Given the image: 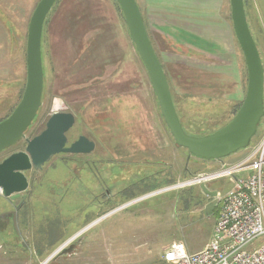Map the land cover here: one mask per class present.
Wrapping results in <instances>:
<instances>
[{
    "label": "rangeland",
    "instance_id": "obj_1",
    "mask_svg": "<svg viewBox=\"0 0 264 264\" xmlns=\"http://www.w3.org/2000/svg\"><path fill=\"white\" fill-rule=\"evenodd\" d=\"M137 1L168 76L177 110L190 131L205 135L224 126L235 115L248 86L247 65L233 27L230 0H213L215 13L204 18L201 7L210 0ZM38 2L0 0V120L19 101L26 82L28 27ZM92 2L99 15H105L99 21L105 20L110 30L118 33L120 50L125 51L126 58H121L120 51L115 65L104 66L106 53L102 47L96 43L95 49H90L93 34L87 35V48L77 53L70 33L67 39L64 37L66 21L62 16L51 13L54 20L47 26L51 9L42 38L43 104L26 135L39 133L57 108L69 109L78 115L70 141L80 134L91 135L87 130L102 132L98 138L104 153L111 152L117 158L124 152L122 161L135 154L134 161L138 163L150 154L156 157L159 171L157 178L127 187L126 192L120 188L125 187L123 180L130 176L129 169L124 165L122 172L114 159L109 163L113 175L106 171L101 174L102 169L90 175L87 166L73 165L67 155L59 159L58 154L41 169L27 171L31 188L23 191L29 195L20 206L34 215L37 211L40 226L37 233L34 227L28 230V226V232L23 234L32 253L30 260L37 263L51 256L46 264H150L159 261L165 248L175 240H182L189 251H197L210 240L219 212V196L201 193L200 183L222 195L233 181L230 177L189 181L201 173H212L243 160L264 140V116L247 148L222 160L196 156L188 159V150L176 145L165 122L147 69L113 0ZM245 7L264 64V0H246ZM217 15L218 18L213 17ZM207 22L216 27L206 25ZM214 39L225 42V48L213 50ZM150 143L154 152L147 153L144 148ZM24 147L25 141H19L1 152L0 160ZM129 152V156H124ZM140 169L138 166L135 171ZM102 177L113 185L102 196L105 205L95 198ZM115 179L117 186L112 182ZM116 189L118 197L109 200ZM15 199L0 192V209H11L18 203ZM261 245L264 235L246 249ZM43 246L49 247L41 251L46 257L36 254V249Z\"/></svg>",
    "mask_w": 264,
    "mask_h": 264
},
{
    "label": "water",
    "instance_id": "obj_2",
    "mask_svg": "<svg viewBox=\"0 0 264 264\" xmlns=\"http://www.w3.org/2000/svg\"><path fill=\"white\" fill-rule=\"evenodd\" d=\"M56 1L39 0L33 11L27 34V78L24 92L13 111L0 121V152L21 140L25 141L24 149L13 151L0 161L1 193L9 198H16L28 189L30 182L26 171L41 169L56 154L88 153L96 146V142L86 134H80L70 141L69 134L76 124V114L59 108L51 112L45 127L39 133L32 137L26 135L43 104V30L47 15ZM117 1L175 143L186 148L189 156L215 160H222L242 148H247L264 116V64L249 25L245 0H230V3L233 27L248 70L246 95L228 123L205 135L191 134L184 128L168 76L150 38L138 1ZM200 188L208 195H218L217 190H211L204 182L200 183ZM12 214L16 220V210H13Z\"/></svg>",
    "mask_w": 264,
    "mask_h": 264
},
{
    "label": "built area",
    "instance_id": "obj_3",
    "mask_svg": "<svg viewBox=\"0 0 264 264\" xmlns=\"http://www.w3.org/2000/svg\"><path fill=\"white\" fill-rule=\"evenodd\" d=\"M220 177H230L233 185L217 195L219 212L208 243L192 252L175 240L159 261L150 264H264V245L246 249L264 235V140L240 162L189 182Z\"/></svg>",
    "mask_w": 264,
    "mask_h": 264
},
{
    "label": "crops",
    "instance_id": "obj_4",
    "mask_svg": "<svg viewBox=\"0 0 264 264\" xmlns=\"http://www.w3.org/2000/svg\"><path fill=\"white\" fill-rule=\"evenodd\" d=\"M202 6L203 7H201V9L205 12L201 14L203 18L215 13L214 11L216 7H214L213 0H210L207 3H203ZM213 17L218 18V15L213 16ZM207 23L208 24L206 25H209V22ZM213 25L210 24L209 26L216 27ZM107 29L109 30V35L104 39V43L102 46L103 51L106 53V57H104L105 58L104 60L106 63L105 62L103 63L104 66L108 65L107 63L114 64V61L118 60L119 54L121 53H122L121 58L122 59L126 58L125 51L120 50L121 39L118 38V33H113L112 30H110L111 29L110 27ZM96 38L98 37L92 36L91 39H96ZM128 39L130 40L129 37ZM213 42L216 45V47H214L213 50H223L225 48V42L220 43L219 39H214ZM114 56L117 58H115ZM106 129L110 130L109 128H106ZM17 202H18V199H17ZM11 207H13V205H11ZM38 218L39 216H38L37 211L34 215L32 211L24 210V208L21 207L19 208L18 211H16V220H14L13 214L12 212L8 210V208L2 209V210L0 209V264H46V262H48L47 259L50 258L51 256L46 257V254L45 253L43 254V252L46 249H49V247L43 246V247H38L36 249V254L39 253L40 255L41 254L45 255L44 257L46 258L44 260H41L40 262L34 263L33 261L30 260L31 259L30 255L32 253L30 252V249L27 246L28 244L23 241V234L28 232L30 228L33 229L34 227L35 229L33 230L34 232L36 231V233L39 231L40 226L37 225ZM34 223H35V226H34ZM28 226L29 228L27 230ZM31 233H32V230H31ZM193 251H196V250H193Z\"/></svg>",
    "mask_w": 264,
    "mask_h": 264
},
{
    "label": "flooded vegetation",
    "instance_id": "obj_5",
    "mask_svg": "<svg viewBox=\"0 0 264 264\" xmlns=\"http://www.w3.org/2000/svg\"><path fill=\"white\" fill-rule=\"evenodd\" d=\"M89 132H91V135L93 137H96V140L93 139L96 142V146L91 152H88V153H65V152H62V153L58 154V155H60L59 159H62V158L64 159L65 155H67L68 160L71 163H73V165L81 164V165H83V167L87 166L88 168H90L89 169L91 171V173L89 172L90 175H94L93 171L97 170V169H98V171H100L102 169L101 170V174H103V171H106V173H110L111 175H113L115 172L110 171L111 169H110V164L109 163L113 159L117 160L118 164L122 168V172H123V169H124V165H125V168L129 169L128 172H130V176L123 180V181H125V184H123L122 186H125V187L120 188L121 192H123L127 187L132 188V187L136 186L137 183H140V182L147 183V181H149V180L151 181L152 179L157 178V173H158L159 170H157V168H156V166H157L156 157L153 158L149 154V155H146L147 157L144 156L145 157V161H143V163H138V162L134 161L135 160V158H134L135 154H132L130 160L122 161L121 160L122 159V154L124 152H122L119 155H117V158L113 157L111 152L108 153V154L104 153V151L102 149L103 145L99 144V142L101 143V141L98 138V137H100V135H103L102 132L98 133V131H96V130H92V131L91 130L90 131L87 130V134H89ZM91 135H89V136L92 139L93 137ZM152 146L153 145L150 143L147 146H145L144 150H148L147 153H150V151H153L152 150ZM8 148H10V147H8ZM8 148H6V149H8ZM6 149H4L3 151H5ZM114 152L117 153V151H114ZM129 155H130V152L127 153V154H124V156H129ZM7 156H5V157H7ZM191 156H193V155H191ZM189 157L190 156H188V159H189ZM4 158H2L0 161H2ZM107 159H111V160H107ZM138 166L139 167L141 166V169L137 172V171H135V169ZM30 170H32V169H30ZM75 170H76V168H75ZM141 173H143V174H141ZM98 174H100V173H98ZM40 179H41V177H40ZM40 179H38V180H40ZM29 182H30V180H29ZM112 182L116 183V186L118 185V181H116V179L114 181H112ZM99 185H100L99 186L100 189H98V192H96V197L95 198H97L96 200L99 199L98 201L100 202L101 205H105L104 203L106 202V200L103 199L102 196L106 195L107 191L110 192V190H112L113 185L109 184V182H107L105 177L101 178V183H99ZM28 188L29 189H27V190H30V188H31L30 185H29ZM27 190H25V191H27ZM104 191H105V193H104ZM124 192H126V191H124ZM118 193H119V191H118V189H116L113 192V195L111 196V198L109 200L116 199V197H118V196H116V195H118ZM28 195H29L28 193L22 192L20 196L16 197V199H19L18 203L13 204V207H11V209H8V210L10 212H12L13 210L18 211L19 208L22 206L21 203L25 200V198H28ZM14 199L15 198H10V200H12V201ZM134 201H136V200H134Z\"/></svg>",
    "mask_w": 264,
    "mask_h": 264
},
{
    "label": "trees",
    "instance_id": "obj_6",
    "mask_svg": "<svg viewBox=\"0 0 264 264\" xmlns=\"http://www.w3.org/2000/svg\"><path fill=\"white\" fill-rule=\"evenodd\" d=\"M113 6L119 12V14L122 16V21L124 22V24L127 25L125 17L123 15V12H122L121 7H120L117 0H113ZM98 9H100V8H98ZM98 12H99V10H97V11L95 10V7H94L92 0H58V1H56L54 6L52 7V11L50 12V18L48 19V22H47L48 25L47 26L50 27L51 22L54 20V16H58V17L62 16V18H64L66 23H67V24L65 23L66 29H64V37L67 39L68 34L70 33V35H69V36H71L70 40L72 39L71 42L75 46V51L77 53H80L84 48H87L86 43L89 42L88 40L90 39V38L87 39L88 34H89V36L93 34L92 36L98 37L96 39L90 40L91 41L90 49L93 50V49H95L94 45H96V43H98L99 47H102L103 43H104V39L109 35V30L107 29V28H109L108 24L105 23V20L99 21V19L104 18L105 15H99ZM51 13H54L53 18H51V16H52ZM9 29L11 31L13 30L11 25H10ZM93 31L94 32L96 31V32L93 33ZM93 41H94V43H93ZM25 85H26V82L23 83V87H22L20 95H19V101L23 95ZM19 101H17V103H15L11 107V109H10L11 111L9 112V114L13 111V109L16 107V105L18 104ZM241 104H242V101L240 102L236 112L238 111ZM68 111H72V110L68 109ZM9 114H7L3 118H1V120L6 118ZM178 114H179V117H180L182 124H183L184 128L186 129V131L188 133L194 134L190 131L188 125L186 124L185 119L183 118V116L181 115V113L179 111H178ZM77 116L78 115L76 114V117ZM196 157H198V156H196ZM198 158H201V157H198ZM201 191H202V189H201ZM201 193H203V191Z\"/></svg>",
    "mask_w": 264,
    "mask_h": 264
}]
</instances>
